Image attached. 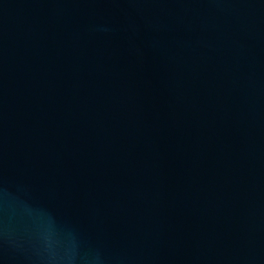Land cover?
<instances>
[{"label": "water", "instance_id": "water-1", "mask_svg": "<svg viewBox=\"0 0 264 264\" xmlns=\"http://www.w3.org/2000/svg\"><path fill=\"white\" fill-rule=\"evenodd\" d=\"M0 264H264V0H0Z\"/></svg>", "mask_w": 264, "mask_h": 264}]
</instances>
